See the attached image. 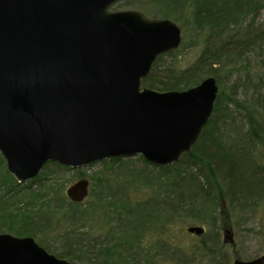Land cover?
Segmentation results:
<instances>
[{"label": "trees", "instance_id": "obj_1", "mask_svg": "<svg viewBox=\"0 0 264 264\" xmlns=\"http://www.w3.org/2000/svg\"><path fill=\"white\" fill-rule=\"evenodd\" d=\"M124 2L148 17L176 21L202 45L187 64L185 41L158 57L143 86L185 90L215 77L219 93L208 124L180 162L158 167L140 157L157 176L112 158L119 164L112 176L98 178L101 190L89 205L67 196V181L56 173L69 167L50 162L33 181L19 184L0 153V233L40 236L47 250L74 264H229V244L220 241L227 202L246 214L264 195V0ZM127 170L143 173L142 179L130 180ZM129 187L134 193L150 189L156 197L132 202ZM102 215L106 231L97 234L94 218ZM184 219L204 224L193 245L178 240L170 226ZM235 258L243 259L237 253Z\"/></svg>", "mask_w": 264, "mask_h": 264}, {"label": "water", "instance_id": "obj_2", "mask_svg": "<svg viewBox=\"0 0 264 264\" xmlns=\"http://www.w3.org/2000/svg\"><path fill=\"white\" fill-rule=\"evenodd\" d=\"M121 1L0 0V153L18 183L49 162L80 169L141 155L167 166L202 135L216 78L185 90L143 87L158 57L181 45L182 29L169 18L112 10ZM89 184L77 180L67 196L84 201ZM225 233L234 243L231 229ZM0 264L72 263L31 235L0 233ZM233 264H264V254Z\"/></svg>", "mask_w": 264, "mask_h": 264}, {"label": "rangeland", "instance_id": "obj_3", "mask_svg": "<svg viewBox=\"0 0 264 264\" xmlns=\"http://www.w3.org/2000/svg\"><path fill=\"white\" fill-rule=\"evenodd\" d=\"M124 1L125 0H123L122 2L115 5L114 9H117V10H120V9L139 10L138 7H135V5L128 4V2L125 3ZM263 20H264V13H263V17H262L261 21H263ZM182 30H183L182 43H183V41H185L187 44L185 50L183 51V56H184V60H185L184 63L187 64V63L194 61L195 58L199 55L200 50L202 48V45H195L194 34L192 33V31H190L189 29L185 30L184 28H182ZM230 84H231V82H227L226 86H229ZM226 90H227V88H226ZM236 120H237V123L239 126L244 125V120L242 119V117L238 116ZM234 127H236V126H234ZM223 129H225V127ZM226 129H229V128H226ZM224 137L228 142L230 141L229 132H226V135ZM140 157H141V155L122 157V159H123L122 161L132 165L135 168L145 170V172H147V173L152 172L154 174V176L155 175L157 176L159 174V172L156 171L152 167H148V165H146V163ZM118 164H119L118 162H113V161H111V159H107V160L95 162V163L89 165L88 167H84L81 169H71L69 172L59 170V171H57L56 174H59L60 176H62V178H64L67 181V186H69L73 182H76L79 179H83V178L89 179V181H90L89 195L85 199V202H84L85 203L84 205H89V204H93L96 202L97 197L95 194H97L101 190V183H100V180L98 178L101 176H103V177L104 176H108V177L112 176L114 171H115V167ZM79 170H81V173L78 172ZM125 176L128 177L130 180L136 179L135 177H139L140 179H142L143 173H141L139 171L127 170L125 172ZM117 183H118V181H117ZM136 184H140V185H137V187H140L142 182H138ZM93 186L95 187L96 191L93 188ZM92 191H94V193ZM144 192L134 193V187H129L128 191H127V195L129 196V198L132 202L140 201L143 197L147 200H149L150 197H154V198L156 197V193H152V191L150 189H146ZM261 198L262 199L259 200V203H258L259 205L255 206V208H251V210L247 209L246 214H244L241 211L240 207L236 206L235 203L232 205L231 203L229 204L227 202L228 213L226 211V208H224L225 209L224 210V217L227 216V220L226 219L224 220V218H223L222 222L224 225H223V227L221 226V229H220V241L223 242V237H224V234H226L225 233L226 229H231L232 234H233V238H234V245L229 244V246H227L228 248L226 250L227 254L230 255V259H228L229 264H233L234 259L236 257V253L240 254L243 259H252V258L258 257L262 253H264V226H263V223H264V195ZM161 203L165 204L164 201H161ZM108 212L111 213V210L108 209ZM219 214H220V208H219ZM243 217H246L248 219L246 224L242 223V221H241ZM94 220H95L94 221L95 225L93 227V230L98 229L99 232H97V234L104 233L106 231V229L102 225V223L104 221V216L103 215L101 216L100 221H102V222L98 221L96 217L94 218ZM96 220H97V222H96ZM194 225L204 226L203 223L195 222V221L190 220V219L174 220L170 224V226H172L171 228H172V230H173V232H174V234L178 240H181L184 243H186V242L190 243L192 245L197 241L198 236H196L195 234H191L188 231V227L194 226ZM85 229L87 230L89 228L85 227ZM34 238L36 239V241L38 243L41 244V237L40 236H35ZM48 242L55 247L61 246V245H55V243H53V241H51V240H48ZM41 245H43V244H41ZM43 246L45 247V245H43ZM232 253H234V257H231ZM68 260L70 262H72L71 259H68ZM76 262H77V264H82L81 260H79V259H76ZM72 264H74V263L72 262Z\"/></svg>", "mask_w": 264, "mask_h": 264}]
</instances>
